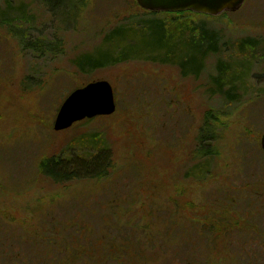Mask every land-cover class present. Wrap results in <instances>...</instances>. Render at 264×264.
<instances>
[{"label": "rangeland", "instance_id": "rangeland-1", "mask_svg": "<svg viewBox=\"0 0 264 264\" xmlns=\"http://www.w3.org/2000/svg\"><path fill=\"white\" fill-rule=\"evenodd\" d=\"M163 17L148 13L136 0H0V264H37L32 259L44 251V242L58 238L51 227L72 217L94 225L101 214L107 215L128 233L135 223L145 227L152 219L147 213L158 209L157 217L167 225L169 220L187 225L191 215L203 216L204 204L214 209L216 200L226 204L242 189L264 184L259 143L264 129V0H246L235 11L203 18L228 49L222 57L232 55L235 62L242 38L254 37L258 44L224 78L223 89H236L231 102L211 90L218 56H209L194 77L184 76L177 62L147 55V44L174 43L166 37L174 26ZM202 17L189 14L185 26ZM34 39L46 42L49 50L39 54L23 48L22 42ZM132 53L138 57L117 60ZM84 54L89 63L114 59L84 75L74 63ZM99 79L111 83L116 110L53 130L66 95ZM210 108L218 112L216 139L208 135L202 141ZM209 144L218 155L199 157V146ZM96 156H104L106 167L113 165L100 181L82 171L70 179L54 177L63 170L48 161L65 164ZM178 190L185 191L181 198L196 203L192 210H176L170 199L180 198ZM150 196L156 205L147 202ZM121 199L124 208L106 205Z\"/></svg>", "mask_w": 264, "mask_h": 264}, {"label": "trees", "instance_id": "trees-1", "mask_svg": "<svg viewBox=\"0 0 264 264\" xmlns=\"http://www.w3.org/2000/svg\"><path fill=\"white\" fill-rule=\"evenodd\" d=\"M18 10L20 11L21 8ZM9 11L7 9L4 13L8 14ZM149 13L164 15L165 18L162 19L164 23L174 26L166 30V37L173 38L174 43H165L160 47H156L152 43L147 44V52H149L147 55L154 53L159 59H163L162 62H177L184 76L187 73H192L194 77H197L201 72L203 62L209 56H218L216 60L217 73L211 75L215 87H212L211 90H213L212 93L224 94L225 98L231 102L236 89L233 88V85L229 86L227 90L223 89L224 78L233 74V69L237 70L241 65L242 62L237 61L238 58L245 57L246 52L250 49L256 50L258 44L255 43L254 37L241 39L238 47L239 52L236 55L237 60L234 62L235 57L232 55L220 56L228 49L225 48L221 35L204 20L206 17H212L211 15L191 11L173 13L151 11ZM189 14L202 15L203 17L196 20V23L188 21L192 25L185 26ZM225 14L226 12L219 15ZM21 21L26 22V18L22 16ZM119 28L122 27L119 26ZM25 29L23 28L22 31ZM161 29L163 30L164 26ZM24 34L22 33L21 37L25 38ZM22 43L24 49L39 54L44 50H49L46 48L47 43L40 39ZM172 44L176 45L172 47ZM135 56L138 57L133 53L125 54L118 56L117 60ZM113 59L114 57L108 62L89 63L88 54H84L77 57L74 63L80 73L88 75L91 69H97ZM217 114L218 112L213 108L207 111L200 140L203 141V138L208 135L216 139L215 126L219 124ZM209 128L214 130L209 133L207 132ZM243 136L245 138L243 133L238 135L240 139ZM205 147L199 146L196 151L199 157L201 155H218L214 146L209 144L206 149H204ZM48 161L54 163L55 167L59 166L61 171L63 170L59 174L56 173L54 177L62 175L64 179L77 177V171H82L84 174H90V179L99 178L100 181L103 177L108 176L109 170L113 168L112 163L106 167L108 162L104 156H96L91 161L81 159L65 164L61 160L49 159ZM68 170L70 174L67 172ZM51 177L55 179L53 176ZM181 192L177 191L180 198L172 197L170 201L175 204L176 210L188 212L193 209V206H196V203L190 199L181 198ZM182 194L184 196L185 191ZM148 201L157 204L154 196H150ZM85 202L84 206L87 207L90 214L94 215L95 209L88 206V201ZM123 203L124 200L122 202L121 199L115 204L108 203L106 205L111 209L115 206L118 210L121 206L123 207ZM215 203L217 207L214 209H211L208 204H204L201 207L204 212L200 211L203 216L191 215L187 225L182 220L176 221V223L169 220V225H167L165 220L157 217L156 213L161 210L149 211L147 214L152 217L149 223H145V227L135 223L138 226L133 224L134 226L129 227L128 233L121 231L122 227L118 225V219L112 221L107 215L101 214L99 216L101 222L94 224L96 226L84 223L80 217L74 215L75 218L72 217L67 223L61 222L57 226L55 224L51 227L57 233L58 238H52L48 240V243L43 241L44 251L37 252L32 261H37V264H264V184H255L252 189L250 187L242 189L240 196L227 197L226 204L221 200H216ZM82 207L77 212H82Z\"/></svg>", "mask_w": 264, "mask_h": 264}, {"label": "water", "instance_id": "water-1", "mask_svg": "<svg viewBox=\"0 0 264 264\" xmlns=\"http://www.w3.org/2000/svg\"><path fill=\"white\" fill-rule=\"evenodd\" d=\"M245 0H136L137 4L151 11L183 12L190 10L217 16L225 11L239 9ZM53 130H66L79 120L100 115H111L116 109L115 94L111 83L99 79L72 90L58 107ZM264 152V129L260 140Z\"/></svg>", "mask_w": 264, "mask_h": 264}, {"label": "flooded vegetation", "instance_id": "flooded-vegetation-1", "mask_svg": "<svg viewBox=\"0 0 264 264\" xmlns=\"http://www.w3.org/2000/svg\"><path fill=\"white\" fill-rule=\"evenodd\" d=\"M149 13V12H148Z\"/></svg>", "mask_w": 264, "mask_h": 264}]
</instances>
